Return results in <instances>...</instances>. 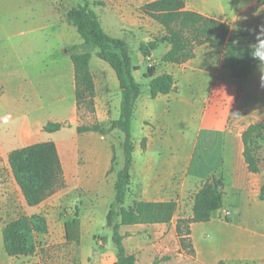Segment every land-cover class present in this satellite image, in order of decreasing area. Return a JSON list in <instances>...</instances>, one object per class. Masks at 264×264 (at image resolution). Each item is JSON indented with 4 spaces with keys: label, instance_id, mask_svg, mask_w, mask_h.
Segmentation results:
<instances>
[{
    "label": "rangeland",
    "instance_id": "rangeland-1",
    "mask_svg": "<svg viewBox=\"0 0 264 264\" xmlns=\"http://www.w3.org/2000/svg\"><path fill=\"white\" fill-rule=\"evenodd\" d=\"M87 1L88 10L98 16L105 32H108L107 34L111 37L125 40L129 45L131 50L130 71L133 67L138 68L131 74L141 86L140 97L144 101L149 95L148 79L144 77V74L148 66L160 63L161 57L158 55L162 50L159 47L149 61L143 59L139 53L141 44H146L162 35L160 26L139 14L140 6L146 3V0H141L131 8L130 23L122 21L119 10L113 5V0ZM48 4L55 22L52 29L41 32L36 31L34 27V30L29 32L27 27H20L15 31L10 30L0 35V47L9 51L13 45L19 46L26 39L39 44L37 47L43 46L44 53L49 50L47 56L51 59L49 64L46 67L40 65L26 67L31 74H37L36 68L39 70L47 68L50 74H60V62H58L60 60V27H63V36L68 51L74 50L79 53L83 47V41L76 27L66 20L78 6H85L83 0H49ZM22 8L18 4L17 9L22 10ZM259 29L256 27L254 32L247 34L233 31L230 37L237 46L255 45ZM223 54V47L210 48L208 45H200L195 48L193 59L179 65L162 64L158 66L156 75L170 73L174 78L176 90L154 101L156 112L154 121L145 120L140 123V126L138 117L132 121V142L140 150L148 143L150 147L156 149L158 138L167 141L165 148L170 154L166 159L170 161L169 164L172 165L175 175H179L176 221L179 217L190 216L195 191H198L204 183L198 185L196 182L186 181L188 173L183 172L184 176L180 173L181 169L187 170L186 166L191 158L197 159L198 155H203L207 150V144L204 141L209 137L205 135L206 130L201 129V123L208 124L219 117L222 118L226 125L224 150L228 153L234 150L235 143L240 136L242 140V133L248 126L264 121V62H260L257 69L246 78L235 80L224 67ZM91 55L90 69L95 75L98 89L97 103H95L98 113L94 107L82 105L78 111L77 121L68 122L64 125L66 130L51 135V138L60 139V157L67 168H71L70 164L74 160L78 165H82L83 160L88 159L89 155L104 156L110 159V167L104 184L99 186L100 189L97 188L98 191L96 187L92 191L86 188L65 187L60 190V196L52 195L40 206L30 208L26 205L20 189L13 180L7 160L0 156V236L2 227L6 223L21 216L42 215L48 224L47 234L38 236L35 240L36 251L33 256L16 259L7 257L1 250L0 264H112L115 259L112 231L106 225L104 218L110 204L113 203L116 174L123 167V135L119 130L111 128V123L115 121L112 109L110 106L108 110L103 109L99 100L105 102L102 96L107 89L114 101L118 92L120 95V90H113L110 85H107L106 80L102 79V66L98 63L112 71L110 66L97 58L95 52ZM36 56V53L32 52V58ZM19 86L20 83L14 81V89L16 90ZM216 100L224 101V105L219 107L221 109L217 112L216 107L212 105ZM111 103L112 101H107L108 105ZM165 109L169 113L167 120L164 118ZM206 110L208 112L205 115ZM6 116L8 115L2 118ZM146 117L149 118L150 115ZM95 125L102 129L105 135L96 132L94 137L97 140L94 146L93 142L85 140L84 134L77 132V127ZM251 148L255 157H258L257 161L261 171L264 172V130L252 136ZM155 158H159L158 153ZM235 164V162L232 163L233 172L238 169ZM231 169L225 158L221 168L215 171L216 178L223 179L227 186V195H224V200L234 199L229 194L232 177L235 176ZM130 184L123 204L113 208L112 218L120 207L126 212L132 201L137 200L138 187L136 186L137 189L130 188ZM182 188L185 190L180 195L179 191ZM75 211L80 212L83 220L79 243L67 241L64 233V223L72 218ZM220 218L223 219L221 216ZM119 222V217H114L112 220L113 224ZM119 229V234L125 238L124 244L128 250L138 255L139 264H171L172 259L176 257L177 240L168 241L165 245L169 247L168 250L160 248L159 251L153 252L149 247L153 244L150 241V229L133 225L122 226ZM202 232L207 241L215 243L217 233L214 229L207 227ZM146 236L148 239H145ZM219 250L221 251L222 248Z\"/></svg>",
    "mask_w": 264,
    "mask_h": 264
},
{
    "label": "crops",
    "instance_id": "crops-1",
    "mask_svg": "<svg viewBox=\"0 0 264 264\" xmlns=\"http://www.w3.org/2000/svg\"><path fill=\"white\" fill-rule=\"evenodd\" d=\"M140 1L113 0V5L119 10L122 21L130 23L129 14L131 13V8ZM152 1L154 0H146V3ZM259 1L185 0V9L203 16H211L227 23L230 27V33L233 31L242 34L252 33L257 27L260 28L258 36H262L264 35V4ZM48 2L49 0H0V35L10 30L15 31L20 27H27L29 32H32L34 27L36 31L41 32L52 29L55 22ZM18 4L23 7L22 10L17 9ZM38 45L34 44L32 40L26 39L19 46L13 45L11 51L0 47V118L4 115H10L11 117L7 123L2 124L0 122V156L7 160L9 153L13 150L35 143L53 142L62 166L64 188H86V190L91 189L92 191L96 187V191H98L100 189L99 186L104 184L106 173L110 167V159L104 156L89 155L88 159L83 160L84 165H78L76 160H74L70 164L71 168H67V165L60 157V139L54 140L51 138V135L61 130H66L65 127L54 133L42 131L43 126L47 123L67 124L68 122L77 121L78 108L75 101L74 67L66 48L63 27H60V60L54 59L60 62V74H50L47 68L40 70L36 68L37 74H31L29 69L26 70V67L29 66L40 65L41 67H46L51 60L47 57L49 50L44 53V47H37ZM252 45L254 44L246 46ZM159 47L162 50L158 57H162L169 50V46L160 44ZM32 52L36 53L37 56L35 58H32ZM154 52L150 58H142L149 61L151 57H154ZM139 53L141 54L140 50ZM260 62L259 60L257 67ZM90 63L89 70L95 84V97L92 106L95 110L97 108L95 103H97L98 89L95 75L90 69ZM98 64L102 66V79L106 80L107 85H110L113 90L119 91L118 80L112 68L110 67L112 70L110 71L100 63ZM14 81L20 83L16 90L13 87ZM109 92L107 89L104 91L102 98L105 102L103 103L102 100H99V103L103 109L108 110L110 106L113 120H117L121 95L118 92L114 102ZM159 97L165 96L160 95L152 99L148 95L144 101L139 96L134 106L132 121L138 117L139 126L145 120L154 121L156 116L154 101ZM221 99L224 100V97L221 96ZM107 101H112V103L108 105ZM212 105L216 107L217 112L221 109L219 107L224 105V101L216 100ZM207 112L206 110L204 114L206 115ZM148 115H150L149 118L146 117ZM168 115L169 113L165 109V120L168 119ZM201 129L206 130L207 134L205 133V135L209 137L208 140L205 139L204 141L207 144V150L203 155H198L197 159L191 158L186 166L187 170L181 169L180 173L184 176L183 172H187L186 181L196 182L201 185L210 174L221 168L223 161L227 158L230 168H232L231 171L235 175L232 177L230 193L228 191L234 199L223 200L222 209L212 213L210 221L207 223L190 225V234L187 239L191 241L193 254H188L187 250L180 245L179 238L176 236L177 221L175 216L169 224H137L133 226L150 229V241L153 244L151 245L152 247H149L153 252L159 251L160 248L168 250L169 247L165 246L168 241L177 240L175 247L178 252L176 257L172 259L171 264H264V201L259 199L260 190L264 183V172L261 171L260 167L259 173L256 174L247 170L243 159L244 148L241 136L236 141L234 150L225 153L226 125L222 118L220 119L219 117L216 121L208 124L201 123ZM95 133L85 132L79 134H84L86 136L85 140H89L90 143L93 142L95 146L97 140L94 137ZM149 145L150 143L140 150L133 143L130 188L135 187L137 189L138 187V201H176L179 175H175L172 165L169 164L170 161L166 159L170 154L169 150L165 148L167 141L158 138V147L156 149ZM157 153L159 155L158 159L155 158ZM95 157L97 159H94ZM256 158L258 160V157ZM233 162L236 163L235 166L238 168V172H233ZM226 188L227 186L224 184V195H227ZM184 190L182 188L179 191L180 195L184 193ZM59 192L60 190L53 195L60 196ZM196 193L197 190L195 191ZM225 213L229 214L227 221L220 218V216L223 218ZM79 219L82 232L83 220L80 212ZM104 219L106 223V215ZM207 227L216 231L217 239L215 243L207 241L204 237L202 231L207 229ZM145 239H148V236ZM124 241L125 238H123L122 243L126 252L134 255L136 258L135 264H139L138 255L136 256L134 251L128 250ZM219 248H222V250L220 251ZM1 250L4 252L2 236H0V252ZM114 262L115 259L112 264Z\"/></svg>",
    "mask_w": 264,
    "mask_h": 264
},
{
    "label": "trees",
    "instance_id": "trees-1",
    "mask_svg": "<svg viewBox=\"0 0 264 264\" xmlns=\"http://www.w3.org/2000/svg\"><path fill=\"white\" fill-rule=\"evenodd\" d=\"M85 6L77 9L67 17V22L76 27L83 41L82 51H68L74 67L75 101L78 111L82 105L93 106L95 97L94 78L89 70L91 53L106 62L115 72L121 103L118 119L111 123V128L123 135V167L116 174L114 198L106 213V225L111 228L115 246L114 264H135L136 258L126 252L123 236L119 227L131 225L169 224L177 211L176 201L144 202L133 200L130 208L124 212L121 207L115 212L120 222L112 223L113 208L121 206L126 198L130 184V169L133 157L131 123L136 100L140 96L141 86L135 81L130 71V47L125 40L109 36L94 12ZM264 4V0H260ZM140 14L161 27L162 35L141 44L139 50L144 58H150L160 44L169 46L158 65H150L144 77L149 80L148 90L152 99L175 92L176 86L171 74L156 75V69L162 64L179 65L194 58V50L200 45L210 48L223 47L224 67L235 80H242L257 67L258 59L251 55L253 46H237L230 37L227 23L211 16H203L185 9V0H154L142 5ZM74 48V47H73ZM65 124L47 123L42 131L54 133L64 128ZM264 130V121L252 124L242 133L243 159L250 173H259V165L251 148L252 136ZM78 133L97 132L105 135L98 126H79ZM11 175L21 191L26 205L30 208L40 206L47 198L64 188L63 171L56 146L53 142L35 143L13 150L7 157ZM259 199L264 201V183ZM224 200V180L217 179L215 172L207 177L201 188L194 195L190 217H179L176 223V236L180 245L188 254H193L190 241V225L207 223L211 214L222 209ZM48 232L47 220L42 215L21 216L6 223L1 230L3 249L7 256L13 258L30 257L36 251L35 240ZM65 238L69 242L79 243L81 225L79 212L65 222Z\"/></svg>",
    "mask_w": 264,
    "mask_h": 264
},
{
    "label": "clouds",
    "instance_id": "clouds-1",
    "mask_svg": "<svg viewBox=\"0 0 264 264\" xmlns=\"http://www.w3.org/2000/svg\"><path fill=\"white\" fill-rule=\"evenodd\" d=\"M251 55L254 59L264 62V35L257 37V43L253 46Z\"/></svg>",
    "mask_w": 264,
    "mask_h": 264
},
{
    "label": "built area",
    "instance_id": "built-area-1",
    "mask_svg": "<svg viewBox=\"0 0 264 264\" xmlns=\"http://www.w3.org/2000/svg\"><path fill=\"white\" fill-rule=\"evenodd\" d=\"M10 118H11L10 115H8V116L2 118L1 122L2 123H7L10 120ZM228 219H229V214L225 213L224 216H223V220L227 221Z\"/></svg>",
    "mask_w": 264,
    "mask_h": 264
}]
</instances>
